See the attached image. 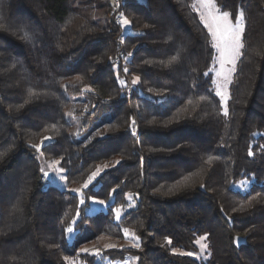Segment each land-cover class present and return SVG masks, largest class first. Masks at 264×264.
I'll return each instance as SVG.
<instances>
[{
  "label": "trees",
  "instance_id": "1",
  "mask_svg": "<svg viewBox=\"0 0 264 264\" xmlns=\"http://www.w3.org/2000/svg\"><path fill=\"white\" fill-rule=\"evenodd\" d=\"M73 1L0 0V264H68L64 256L96 264L80 247L122 240L124 228L139 250L103 257L264 264V0H215L221 12L246 16L228 116L195 0H121L116 13L96 0V16ZM117 13L131 21L130 33ZM45 136L52 139L39 151L30 146ZM40 156L60 161L69 187L109 168L81 204L46 185ZM243 180L253 181L250 190H233ZM92 198L106 210L88 215ZM118 207L126 212L116 221ZM68 227H87L88 237L69 244ZM204 236L207 260L173 254L198 252Z\"/></svg>",
  "mask_w": 264,
  "mask_h": 264
},
{
  "label": "rangeland",
  "instance_id": "2",
  "mask_svg": "<svg viewBox=\"0 0 264 264\" xmlns=\"http://www.w3.org/2000/svg\"><path fill=\"white\" fill-rule=\"evenodd\" d=\"M108 1L111 2V4L113 5V12L116 13V8H118L117 7V3L119 4V2L121 0H108ZM97 3H98V1H96V0H75L72 3V7L75 10H77V11H79L81 13H85L87 10H89L90 11V15L96 16V14H97ZM206 3H208V0H195V3H194L195 8H194V10L199 15L200 19H201V13H204L205 15H207V10L204 7V5ZM214 3L216 5V7L218 8L215 0H214ZM221 13H223V12H221ZM117 15H118V13H117ZM115 17H116V19L119 22H121V20H122L121 14H120V16L118 15V16H115ZM235 22L236 21L232 20V23H235ZM203 25L205 26L204 23H203ZM124 27L127 28V33L131 32L130 29H129V25L128 26H124ZM206 29L208 30L207 27H206ZM211 41H212V37H211ZM214 50H215V63H214L213 68L211 70L212 75H213V89H214V92L216 94L217 91H221V92H226L227 94L230 95L229 88H230V84L232 82L234 73L229 75V69L231 68V65H228V64H225L224 68L221 69L220 62L218 60V54H217L215 48H214ZM225 76H228V81L229 82H226ZM79 82H80L79 80H76L73 84L75 85V84H78ZM217 97L220 99V102H221V105H222V108H223V112H224L225 101L222 100L220 96L217 95ZM229 99H227L226 106L228 104ZM39 158L43 159L42 156H40ZM51 163L52 162H46L44 159L41 162L42 168L49 173V175L47 177H45L46 185L48 187H55V188H57L59 190H62V191L71 192V193L81 197V193H83V191L86 189V188H83L82 186L88 180L82 185H73V186L69 187L68 184H67L66 172L65 171L60 172L58 170L57 171H53L51 168H49V165ZM104 166L99 167V168L102 169L101 172H103L107 168H109V164L107 165V167H104ZM56 167H57V169H61L59 167V165H57ZM61 176L65 177V179L61 180L60 179ZM252 184H253V181L243 180V181L235 184L233 186V190H235L237 192H240V193H246V192H248L250 190ZM72 189H80L81 191L80 192H73V191H71ZM133 199L134 198H132V200L130 202L131 205H134V203H135ZM106 207H107L106 203H105V205H100V204H95V203L91 202V206L87 210V214L88 215H93V214H96V213H98L100 211H105ZM122 209L123 210H122L121 218L125 215V212H126V210L124 208H122ZM115 220H116V218H115ZM88 234H89V230H88L87 227H85L81 231H77V232L73 231V233H68L69 244L81 243L82 241H84L88 237ZM111 244H115V245H117V247H115V248L108 247ZM133 244H138V247H133ZM202 245H206V241L204 239L200 238L197 241V246H198L199 250H198V252L195 253V255H193L191 257H193L195 259L207 260V256H206L207 255V248L206 249L202 248L201 247ZM83 248L89 249V252H82L81 249H83ZM96 249H98L99 252H100L99 256H95V255L91 254L92 250H96ZM128 249L139 250V241L133 240L131 237H126L125 234H124V238L122 240L121 239H115V238L102 236V237L98 238L95 241H92V242L87 243V244H83L80 247V249L78 251V254L79 255H83V254L85 255L86 254V255H90V256H95L96 257V264H125L126 261L130 262V264H136V259L133 258V257H130V256H126L124 260H116V261L115 260H111L109 258H105V257L102 256V253L104 251H109V250L122 251V250H128ZM177 252H179V251H177ZM71 260L75 261V264H87L86 262H83L81 260V258H79L78 256L73 258V259H71Z\"/></svg>",
  "mask_w": 264,
  "mask_h": 264
},
{
  "label": "snow or ice",
  "instance_id": "3",
  "mask_svg": "<svg viewBox=\"0 0 264 264\" xmlns=\"http://www.w3.org/2000/svg\"><path fill=\"white\" fill-rule=\"evenodd\" d=\"M195 8V5H193ZM204 7L207 10V15L204 13H201V21L205 24V27L208 28L209 33L212 37V46L216 49V52L218 54V60L220 62L221 69L224 68L225 64L231 65V68L229 69V75L232 73H235L237 70V64L241 58V56L244 54V50L246 48V38H245V31H246V16L245 11L243 9H240L235 17H232V14L229 12H220V9L216 7L214 0H208V3L204 5ZM235 19L236 22L232 23V19ZM122 25L128 26L131 24V21H129L127 18H122L121 20ZM27 35V34H26ZM128 55H131L129 53ZM173 59H176L173 57ZM171 63V61L169 62ZM15 67V65H13ZM125 73H127L128 69L125 67L123 69ZM205 76L208 74L205 73ZM140 78L138 76L134 77L132 80L133 84L139 83ZM226 82L228 81V76H225ZM123 83V82H122ZM86 91H91L90 88H85ZM34 94V93H33ZM216 95L220 96L222 100L225 101V108L223 115L228 116V110L226 106L227 99L230 98V95L226 92L217 91ZM190 102V101H189ZM71 115V113H69ZM133 125H135V121L132 122ZM132 134L135 135V128L132 129ZM51 137L45 136L43 140H41L40 144H32L30 145L32 148H35L37 151L40 150L41 145L44 144V141H51ZM249 155H252V152L249 151ZM116 163H119L117 161ZM60 164L59 160L52 161V163L49 165V168H51L53 171H64L63 169H57V165ZM104 167H107L105 165ZM41 171L44 173V176L47 177L49 173L45 171L43 168H41ZM102 169L98 168L95 172L92 173V175L89 177L88 181L82 186L83 188H88L90 184L96 179L97 176L100 175ZM61 180H64L65 177L61 176ZM203 187V185H202ZM73 192H80V189H72ZM115 191V189H113ZM128 200L131 202L133 198L132 193H127ZM92 202L95 204L105 205L104 200H96L92 198ZM80 203H84L83 195L81 193V199ZM131 206V203L130 205ZM243 207V205H241ZM18 209L13 208V211H17ZM122 207H118L115 209V218L117 221L120 220L121 214H122ZM77 218H79V212L77 213ZM73 224L76 223V220L72 221ZM68 233H73L74 229L73 227H68L66 229ZM123 232L126 237H131L133 240H139V237L135 235V233L128 229L124 228ZM202 239L207 240V236L202 237ZM237 244L239 243V237L236 238ZM166 243L171 245L172 241L171 239H166ZM108 247L115 248L117 245L111 244ZM133 247H138V244H133ZM202 248H207L208 245H202ZM82 252H89V249L83 248L81 249ZM95 256H99L100 252L98 249L92 250V253ZM173 254L175 255H181V256H193L195 253L193 252H184V251H173ZM63 259L68 262V264H75V261L71 260L68 256H64ZM136 260H139V257L135 258ZM125 264H130V262L126 261Z\"/></svg>",
  "mask_w": 264,
  "mask_h": 264
}]
</instances>
